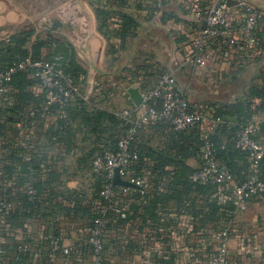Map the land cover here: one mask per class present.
<instances>
[{"label":"crops","instance_id":"crops-1","mask_svg":"<svg viewBox=\"0 0 264 264\" xmlns=\"http://www.w3.org/2000/svg\"><path fill=\"white\" fill-rule=\"evenodd\" d=\"M93 1L98 5L101 0ZM210 1L203 0V5H207ZM245 1L264 8V0ZM190 2L191 0H157L155 3L156 9H152V7L144 8L147 6L144 5V2L143 6L134 9L136 4L134 5L133 3L130 10L122 7L117 8L112 4L108 5L107 9L111 10V13L110 17L106 18L104 28L108 30L109 34L105 36L106 42L104 41L103 43L96 37L97 33H95V26L99 24L97 15L95 16L96 20L93 19V14L86 9L85 13L89 15L90 21H86L87 26H80L83 32V40L79 52L81 55L84 53L86 56L87 54L88 56L85 58L88 57L89 60L92 58L95 60V57L101 50L105 49V46L108 45L107 47H109V51H107L108 56H105V61H102L103 67L101 68L93 62H91L89 67L85 66L77 54V60L86 70V74L83 76L84 82L79 83V87L80 95L82 94V99L85 100L84 105L87 108V112L97 109L118 114L123 109H132L136 105L130 96L129 88L148 89L154 86L160 77L157 74L152 78L147 74L146 70H148V73H159L164 68L163 72L165 73L173 72L177 74L184 70L187 65L197 67L199 72L205 75L204 78H206L207 84L209 83L205 91L202 90L201 93H199V90L195 91L198 81L194 76H190L193 78L192 84L184 85L179 83L178 79L177 81L187 91L191 105L204 110L209 117L215 115L211 104H223L224 102L221 101L218 95L220 89L216 91L210 84H216L219 79L225 80L233 76L247 77L250 81L248 84H245L246 86L242 92L243 95L249 84H261L263 82L261 75L264 73V56L257 53H236L229 58L213 57L207 67H201L194 62L185 63L184 58L189 51L191 35L204 26L202 22H195L193 20ZM118 11L135 15L141 24L139 34L136 37L129 38L126 43L128 46L133 39L135 40L132 49L128 53L126 63H123L119 69L118 64L121 61L120 59L127 52V49L125 51L124 49H120L121 39L118 30L122 20L117 14ZM29 13L32 15L33 11ZM154 14L156 16L162 15V19L164 20L170 19L165 23H154L152 20H149ZM142 16L144 18H141ZM24 20H27L26 17L12 7L11 0H0V41H6L10 34L17 32L18 26ZM96 27L98 28V26ZM167 28H172V31L169 32ZM185 29L188 34L183 33ZM152 30L161 31L165 37L166 44L161 49L162 53H156V51L155 53L150 52L147 61L151 63V67L149 69H141L139 75H135L131 72V68L128 65L133 61L131 55L135 56L136 59L142 56L139 49L135 50V45L142 35H147V32H151ZM152 40L154 45L158 46V37H153ZM156 46L154 47L158 49ZM163 51L166 52L167 56H165ZM167 69L169 71H166ZM29 76L33 78L31 74ZM124 77L126 84L124 87H121L120 80ZM28 89L35 96L36 100L42 101L44 99V92L40 83L29 86ZM10 90L11 86L9 85L7 92L0 96V109H5L10 124L21 127V113L9 108L20 102L9 95ZM209 90L211 92L212 90L214 91L213 100L208 97L211 96ZM259 104L260 99H254L253 108L256 112H254L251 120H257L261 123L259 137L262 138L264 137V108L257 109ZM32 105L33 102H29L23 107L24 109H28ZM69 108L73 114L78 113V105L75 103V100L70 103ZM72 124L77 126L78 131L75 135H72L74 149L70 150L56 140L55 131L58 129L56 111L38 121L36 126L25 128L26 134L22 136L23 138L17 137L21 141V144L27 147L26 159L32 156V154H38L40 158L45 159L41 165L42 169H40V175L43 179L52 169H71L74 171L75 169H84L79 166L78 159L88 156V152L93 148L96 149L95 152L97 153L108 145V131L104 134H101L99 131L86 133L88 127L84 126L79 116H77L76 120H73ZM95 124L98 129L110 126L107 120L102 121L100 125L98 123ZM228 125L232 127V123H228ZM217 133L222 147H224L228 134L222 130ZM193 139L194 134L192 132H184L178 136L174 133L172 127L165 123L146 124L138 135V144L145 152L144 165L141 169H155V162L151 154H148L151 150H153L154 155H156V151H162L160 154H168L170 157L178 159V157H181V154L175 148V144L185 141L189 145L193 143ZM95 152L89 153V156H94ZM247 160L249 162L248 168H242L243 161H240L239 165L242 169L250 170V160L248 157ZM186 163L189 167L197 169L201 165V157L200 155L189 156L186 159ZM48 164H51L52 167H49ZM163 168L175 169V166L167 165ZM3 173L4 169H0V176ZM131 174L133 175L132 172ZM171 181L169 179H162L156 183L150 182L149 195L143 202L133 197L123 199L121 207L129 213L127 221L119 223L115 214L110 215L108 221L109 228L105 232L108 244L106 264H210V259L217 248L214 234L223 228H229L230 230V257L232 264H264V236H262L264 228H261L258 233V218L253 217L249 221L251 236L247 240L243 237L245 236L243 234L247 231L248 227L240 219L241 212L232 213L231 210L228 214L230 216L228 221L224 220V218L222 219V216H220V214L227 213L225 206L232 208L231 196L227 190L221 189L218 186L201 189H195L194 186L191 189H187V187L181 185H174ZM66 183L69 187L77 189V181L70 182L67 180ZM88 184H91L90 179L80 182L79 186L80 188H88ZM161 193L168 196L164 197L161 202H158L156 218H151V202L157 195L160 196ZM257 199H254L250 203L248 209L255 205ZM97 203L98 206L96 208H99L101 202L96 201L95 205ZM212 203L221 206V210L217 211L215 216H212V211L210 210ZM136 207L137 209H135ZM64 219L67 221V218ZM65 220L63 218L61 220V226L64 228L62 233L65 235L69 234L68 229H66L67 227H65L68 223V225L74 226L72 227L73 231H70V233L72 232L73 236L76 237L77 222L69 223L65 222ZM49 223L40 219L32 220L26 224V236L29 239L38 241L43 235L45 228L49 226ZM4 225L9 226L6 220L4 221ZM81 230L79 228L78 232ZM12 234L14 233L12 232ZM14 236L18 240H24L26 237L24 231L19 228L15 230ZM76 239L74 238L73 240ZM73 240L65 237L63 243ZM32 261L34 264H96L91 249L70 255H61L48 260L35 256Z\"/></svg>","mask_w":264,"mask_h":264},{"label":"trees","instance_id":"trees-1","mask_svg":"<svg viewBox=\"0 0 264 264\" xmlns=\"http://www.w3.org/2000/svg\"><path fill=\"white\" fill-rule=\"evenodd\" d=\"M138 6L143 5L140 4ZM107 7H109L107 3L106 5L98 3L95 10L97 19L99 20L98 31L104 36H108L109 34L108 30H105L104 28L106 18L110 17L111 13V10H108ZM146 7H148V5L144 8ZM117 14L122 20L118 34L121 39L120 49L123 50L126 48L128 39L136 37L139 34L141 24L139 19L131 13L118 11ZM34 33L35 30L33 29H24L18 34L10 37L7 41H0V70H6L14 63L28 57L32 59H41L61 56L60 62L65 70V73L71 76L78 86L79 83L84 82L83 76L86 74V70L77 60V57H75L72 53V47L68 42L66 43L64 41L54 39L51 34H47L45 38H41L38 35L33 38ZM149 67H151V65L146 66L145 69H149ZM142 68L143 67L141 66L132 68L131 72L135 75H139V71ZM146 71L148 72V70ZM164 73L165 72H162L159 76L161 77ZM29 74H31L30 71H17L10 83L11 90L9 91V95H11L15 100H18L20 103L9 108L13 109L15 112L21 113L20 122L30 108H39L44 102V99L42 101L36 100L35 96L29 91V86L39 83L37 78H32ZM261 77L263 79L261 84H249L245 93L236 100L223 104H211L215 111L214 116L222 118V122L218 125L215 133L212 134V139L217 145L218 158L221 160L220 162L222 164L230 168L237 180H244L247 178L249 170L242 168H248L249 162L247 160V153L236 146L235 128L238 122L251 120L254 112H256L253 108L254 99H260V104L257 106V109L261 107L264 108V73ZM81 95H78L75 99V103L78 105V113L73 114L69 108L70 104L68 106L70 119L68 123L58 116L56 109L52 111H56L58 117V129L55 131L56 140H58V142H60L64 147H68V150L74 149L72 135H75L78 129L77 126L72 124V122L77 119V116H79L84 126L88 127L86 133L99 131L101 134H104L108 131V145L101 151L99 150L97 153L106 149H115L119 139L127 133L129 126L128 119H125L114 112H108L105 110L96 109L95 111L87 112V108L84 105L85 100L82 99ZM29 102H33V105L28 109H24L23 106H26ZM42 119L44 118H41L38 121ZM104 120H107L110 126L104 129H98L95 123L100 125ZM228 123H232V127H229ZM170 126L172 127L174 133L178 136L182 135L184 132H192L194 134L193 143L187 145L185 141H181L178 144H175V148H177L181 154V157H178V159L172 158L168 154H160L162 151H156L157 153L154 155L153 150H151L152 153L148 152V154H151L152 159L155 162V169H141L144 165L145 152L142 147L139 146L137 139L140 158L134 164L133 168L130 169V176L136 178H146L149 185L150 182L156 183L162 179H169L172 180L171 183L174 185H181L183 187H187V189H191L194 186L195 189L216 186L214 184H197L192 182L190 178L191 174L196 169L189 167L186 163V159L189 156L200 155L201 157L203 140L201 138L200 130L197 128L175 130L172 125ZM25 128L30 127H24L22 125L21 127H17L10 124L5 109H0V145H2L0 153V169H4V173L0 176V197L13 202V208L6 212L4 216V221L6 220L9 224L8 227L5 225L7 227L5 228L7 231V243H5V246L6 248H9V251H12L18 242L29 243L34 247L40 246L42 238L36 241L35 239H29L26 236V224L30 223L32 220L40 219L42 221L45 220L50 222L49 226L45 228L43 233V236H48L49 239L45 241L43 240L41 245L50 246L52 241L57 239V243L59 244V247H61L63 240L66 237V235L62 233L64 229L61 226L62 218L63 220H65L64 218H67V221L65 220V222L69 223L72 221V218H78L80 220L91 218V225L89 229L95 226V220L98 217H101V214L98 213V208H96L97 205H95V194L99 195V201L101 204L105 205V201L101 196V191L107 180L103 172L95 171L92 166V159L97 154L95 152L96 149L94 148L88 152V156H83L78 159L79 166L84 169H75V175L77 176L78 174L86 176L87 170L90 172L93 171L94 178L97 180L96 183H94L95 190L91 184L89 186L92 188H90L89 191L88 188L78 190L76 188L69 187L66 181L70 180V178L66 177L64 174L65 171H68L69 169H52L43 179L40 175V169H42L41 165L44 163L45 159L40 158L38 154H32V156H29V159H26L27 147L24 146V144H21V141L17 139V137L23 138L22 136L26 134L24 131ZM220 130L226 131L228 134L224 147H222L218 133L216 134V132ZM91 152H95L94 156L91 158L92 169H85L87 165L82 162V159L90 157L89 153ZM240 161H243L242 168L239 165ZM167 165H174L175 169H164L163 167H166ZM48 166L50 167L51 164H48ZM97 186H100V188L97 192H95ZM31 188L37 190V194L35 196L29 194V189ZM148 195L149 191L145 195H140L138 191H135L130 195L122 196V199L133 197L143 202ZM166 196L168 195L161 193L160 196L157 195L153 199L150 206V213L152 215L151 218H156V209L158 208L157 204ZM225 208L227 213H224L223 215L220 214V216H222V219L224 218V220L228 221L230 219L228 214L231 210L233 213L234 208L233 205L232 208L226 206ZM135 209H137V207ZM210 210L212 211V216H215L217 211L221 210V206L216 203H212ZM111 214L116 215L119 223L125 222L129 219V213L125 210L124 217L121 214H117L116 212L109 210L106 214L108 221ZM18 228L24 231L26 236L25 239L23 238L24 240H18L15 238V230ZM108 228L109 225L107 222L103 234L104 247L101 253L102 260L99 264L107 263L106 251L108 244L105 232ZM12 232L14 234H12ZM88 238L89 234L87 233L85 237L76 239L78 242L83 243L80 251L92 249L91 244L88 242ZM61 255L60 250H58L57 257ZM35 256L36 255H24L16 252H10L7 264H34L32 259ZM36 257L43 260L50 259L45 255H37Z\"/></svg>","mask_w":264,"mask_h":264},{"label":"built area","instance_id":"built-area-1","mask_svg":"<svg viewBox=\"0 0 264 264\" xmlns=\"http://www.w3.org/2000/svg\"><path fill=\"white\" fill-rule=\"evenodd\" d=\"M189 1V0H188ZM234 1V2H233ZM233 2V3H231ZM192 18L204 26L190 37V46L184 58L185 63L194 62L207 67L213 57L229 58L232 55L257 53L264 56V8L245 0H211L203 5V0H191ZM172 25V24H171ZM182 32V31H181ZM183 33L188 34L185 29ZM61 56L32 59L30 57L14 63L6 70H0V96L4 95L17 71H30L39 80L44 92L41 107L30 108L21 123L24 127H34L37 121L47 117L54 109L58 116L69 122L68 106L80 95V88L73 78L65 73L61 65ZM142 104L132 109L126 108L118 114L128 119L127 133L122 136L115 149H106L92 159L95 171L103 172L107 182L101 196L105 205H100L101 217L95 220V226L88 230V242L92 246L95 263L102 260L104 247L103 234L108 222L109 210L121 214L122 196L135 191L145 195L149 191L146 178L131 177L130 169L140 158L137 139L141 129L149 123H168L175 130L197 128L200 130L203 146L201 165L191 174L192 182L214 184L230 193L234 212L248 210L250 203L264 194V137L260 138L261 123L257 120H245L236 124V146L246 152L250 160V170L246 179L237 180L229 167L218 158V150L212 134L222 122L221 117H209L205 111L191 105L187 91L178 83L173 72L164 73L151 88L141 90ZM29 159V157H28ZM116 169L122 179L134 185H114ZM35 196L37 190L29 189ZM13 208V202L0 197V264H7L9 253L24 255L57 257L79 252L83 246L77 240L63 243L57 239L50 246L41 245L48 236H41L40 246L18 242L12 251L6 248L7 231L4 225L5 213ZM217 248L210 259V264H232L230 257V230L223 228L214 234Z\"/></svg>","mask_w":264,"mask_h":264},{"label":"rangeland","instance_id":"rangeland-1","mask_svg":"<svg viewBox=\"0 0 264 264\" xmlns=\"http://www.w3.org/2000/svg\"><path fill=\"white\" fill-rule=\"evenodd\" d=\"M11 2H12V7L18 13L26 17L28 21L24 20L22 24L18 26L17 32H15L14 34H10L7 40L13 35L18 34L24 29L35 30L33 38H35L37 35L40 36L41 38H45L47 34H51L54 39H58L59 41H64L66 43L68 42L72 47L71 51L74 54V56L77 57V54H78L80 60L85 66L89 67L91 62H93L95 65L100 66V68L103 67L102 61L103 60L105 61V56H108L107 54V51H109V47H107L108 45L105 46V49L103 51L101 50V52H99V54L95 57V60L93 58L89 60L88 57L85 58L86 56H88L87 54L85 56L84 53L83 55H81V53L79 52V49L81 47V42L83 40V37H82L83 32L81 31L80 26L82 25L87 26V22L90 21L89 15H86L85 13V11L87 10L93 14L92 15L93 19L96 20L95 6L97 7L98 5H96L95 1L93 0H11ZM111 2L112 0H105V1L101 0L99 4L103 3L104 5H106L107 3L108 5H110ZM143 2H144V5H148V7L150 8L152 7V9L157 8V6H155V3L157 2V0H114L112 5L117 8L122 7V8H125V9L127 8L130 10L131 7L133 6V3L134 5L136 4L134 9H138V7H140L138 5L140 4L143 5ZM32 11L33 13L31 15V13L29 12H32ZM141 18H144V17L142 16ZM169 19L170 18H168L167 20ZM149 20H152L154 23H157V22L165 23L167 21V20L162 19V15L156 16L155 14ZM96 26H95V33H97L96 37L99 38L102 43L104 41L106 42V37L99 33L98 28ZM167 29H169V32L172 31V28H167ZM156 36L158 37V41H157L158 46L154 45L153 40H152L153 37H156ZM134 41L135 40L133 39L128 46L126 45L125 49H127L126 50L127 52L120 59L121 61L118 64V69L119 67H121L123 63H126V60L128 59V53L132 49ZM164 44H166L165 37L162 35L161 31H156V30H152L151 32L148 31L147 35H142L141 38L137 41V44L135 45V50L139 49V52H141L142 56H139L136 59L135 56L131 55V57L133 58V61H131V63L128 64L129 67L132 69L133 67L141 66L143 67L142 69H145L146 66H150L151 63L147 61L149 58L148 54H150V52L155 53V51L156 53H162L161 49L164 48ZM154 46H156L158 49H156ZM163 53H165V56H167L165 51H163ZM163 71H164V68L163 70H160L159 73H156V72L148 73L147 72V74L153 78L157 74L158 75L161 74ZM166 71H169V69H167ZM175 75L179 83L184 84V85L189 84V83L192 84L193 78H191L190 76L196 77L198 81L197 82L198 85H196L195 91L199 90V93H201L202 90L205 91L206 88H208L206 86L209 83L207 84V82L205 81L206 80V78H204L205 75L199 72L197 67L193 65L185 66L184 70L180 71L179 73ZM114 79L117 80L116 78ZM223 80L224 79H221V80L219 79L216 84H210L213 88H215L216 91L220 89L218 91V95L221 98V101H224L223 103L234 101L237 98L241 97L244 87L246 86L245 84H248L250 81L247 77H236V76L225 79L224 81ZM125 84H126V80L124 77L120 80V85L121 87H124ZM209 91H210L211 96H208V95L207 96L209 97V99L213 100L214 91L213 90L212 92L211 90ZM1 146L2 145H0V153H1ZM91 158L92 156L90 155V157L86 159H82V162L87 165L85 169H92ZM64 174L66 177L70 178L69 180L70 182L77 181L78 190L84 189V187L80 188L79 186L80 182L82 181L85 182L86 180H89V179L91 180L92 178L91 186L93 185V188H94V183H96L97 181L94 178L93 171L90 172L89 170H87V173H86L87 177L84 175L77 174V178H75L76 171L71 170V169H69L68 171H65ZM91 186H88V191H89V188H92ZM71 188H74V187H71ZM99 188L100 186L99 187L97 186L95 192H97ZM95 197H96V201L100 202L99 195L95 194ZM97 206H98V203H97ZM253 217L258 218L257 230L259 233L260 229L264 228V194L260 196L257 199V201H255L254 206H252L250 209L244 212H241L240 214V219L248 227L247 231H245L243 234L245 235L243 237L247 240L251 236V229L249 228V223H250L249 221ZM90 219L80 220L78 218H72V221L70 222H77V236L74 237L72 232L70 233V231H73L72 227L74 226L68 225L67 223L65 227H67L66 229H68L67 231H69V234L66 235V238L73 240L74 238L78 239V238L85 237L91 225ZM79 228H81L82 230L78 232ZM253 234H255V232H253ZM262 236H264V233L262 234Z\"/></svg>","mask_w":264,"mask_h":264},{"label":"water","instance_id":"water-1","mask_svg":"<svg viewBox=\"0 0 264 264\" xmlns=\"http://www.w3.org/2000/svg\"><path fill=\"white\" fill-rule=\"evenodd\" d=\"M234 2V1H233ZM231 2V3H233ZM129 93L131 98L133 99L136 106H140L142 104V94L141 90L138 87H130ZM114 185H126V186H133L134 184L129 180L122 179L119 174V169H116V174L114 178Z\"/></svg>","mask_w":264,"mask_h":264}]
</instances>
